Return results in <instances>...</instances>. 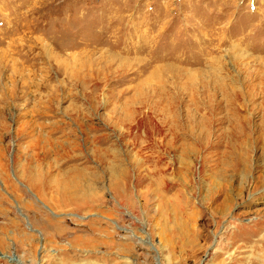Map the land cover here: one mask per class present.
Instances as JSON below:
<instances>
[{
	"label": "rangeland",
	"instance_id": "obj_1",
	"mask_svg": "<svg viewBox=\"0 0 264 264\" xmlns=\"http://www.w3.org/2000/svg\"><path fill=\"white\" fill-rule=\"evenodd\" d=\"M0 264H264V0H0Z\"/></svg>",
	"mask_w": 264,
	"mask_h": 264
}]
</instances>
